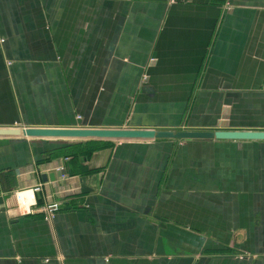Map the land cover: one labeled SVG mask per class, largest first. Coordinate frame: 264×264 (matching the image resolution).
<instances>
[{
    "label": "crops",
    "instance_id": "obj_1",
    "mask_svg": "<svg viewBox=\"0 0 264 264\" xmlns=\"http://www.w3.org/2000/svg\"><path fill=\"white\" fill-rule=\"evenodd\" d=\"M13 127L264 133V0H0ZM0 264H264V140L0 137Z\"/></svg>",
    "mask_w": 264,
    "mask_h": 264
},
{
    "label": "water",
    "instance_id": "obj_2",
    "mask_svg": "<svg viewBox=\"0 0 264 264\" xmlns=\"http://www.w3.org/2000/svg\"><path fill=\"white\" fill-rule=\"evenodd\" d=\"M0 137H29L45 139L74 140H153V139H185V140H264L263 132H171L130 129H87V128H1ZM66 174V170L58 175ZM47 182L55 180L54 174L43 175Z\"/></svg>",
    "mask_w": 264,
    "mask_h": 264
},
{
    "label": "built area",
    "instance_id": "obj_3",
    "mask_svg": "<svg viewBox=\"0 0 264 264\" xmlns=\"http://www.w3.org/2000/svg\"><path fill=\"white\" fill-rule=\"evenodd\" d=\"M78 119L81 120V117L79 116ZM64 170V168L60 169V171ZM43 189V184H38L23 191L14 193V198L16 200L18 208L21 210V213H32V207L37 204L36 196L42 193ZM60 209L61 205L59 203H47L43 208L46 220L52 222L56 218V215L60 211Z\"/></svg>",
    "mask_w": 264,
    "mask_h": 264
},
{
    "label": "trees",
    "instance_id": "obj_4",
    "mask_svg": "<svg viewBox=\"0 0 264 264\" xmlns=\"http://www.w3.org/2000/svg\"><path fill=\"white\" fill-rule=\"evenodd\" d=\"M87 146H89V149L85 150V151H81L79 149V151H75L73 154H70V156H72L73 158L78 159L79 156L83 155L84 157H82L83 160H87L89 158V156L92 154V152L96 149H98L99 147H101L99 145V143L96 142H87L86 144ZM72 152V151H71ZM68 156V155H67Z\"/></svg>",
    "mask_w": 264,
    "mask_h": 264
},
{
    "label": "rangeland",
    "instance_id": "obj_5",
    "mask_svg": "<svg viewBox=\"0 0 264 264\" xmlns=\"http://www.w3.org/2000/svg\"><path fill=\"white\" fill-rule=\"evenodd\" d=\"M85 150L89 149V146L85 145ZM81 151H84V150H81Z\"/></svg>",
    "mask_w": 264,
    "mask_h": 264
}]
</instances>
